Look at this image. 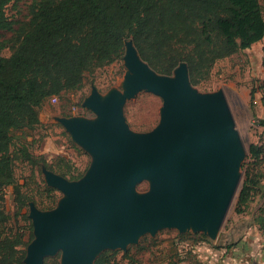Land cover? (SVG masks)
Segmentation results:
<instances>
[{"label":"water","instance_id":"obj_1","mask_svg":"<svg viewBox=\"0 0 264 264\" xmlns=\"http://www.w3.org/2000/svg\"><path fill=\"white\" fill-rule=\"evenodd\" d=\"M124 64V92L92 87L83 101L95 119H57L94 161L75 182L42 169L48 186L64 197L54 210L29 203L33 240L24 264H43L59 250L61 264H94L100 250L123 248L162 227L202 230L216 245L243 156L223 95L196 93L185 63L170 76L155 73L131 40ZM141 91L162 99V115L155 129L135 135L121 106ZM142 181L148 192L137 194Z\"/></svg>","mask_w":264,"mask_h":264},{"label":"trees","instance_id":"obj_2","mask_svg":"<svg viewBox=\"0 0 264 264\" xmlns=\"http://www.w3.org/2000/svg\"><path fill=\"white\" fill-rule=\"evenodd\" d=\"M10 1L0 0V31L15 34L0 41V52L13 44L12 54L0 57V264H24L32 226L10 227L8 222L12 217L28 220L29 203L41 211L53 209L57 192L45 185L29 190L26 183L19 184L15 161L41 163L63 178L71 168L67 162L50 165L35 159L26 147L11 151V133L37 127L44 103L81 90L87 73L122 58L127 40L159 75L170 76L185 63L189 82L197 87L210 78L217 62L263 40L264 13L259 0H39L30 7L29 22L15 30L5 13ZM256 91L252 88L251 99ZM260 104L264 107V92ZM253 118L264 127V120ZM248 160L235 206L239 215L254 193L264 199V190L258 189L264 179V145H249ZM7 187H12L11 216L2 207ZM256 221L264 229V218ZM196 241L207 240L200 236ZM116 255L103 252L94 264H114ZM44 264H58V258L45 259Z\"/></svg>","mask_w":264,"mask_h":264},{"label":"rangeland","instance_id":"obj_3","mask_svg":"<svg viewBox=\"0 0 264 264\" xmlns=\"http://www.w3.org/2000/svg\"><path fill=\"white\" fill-rule=\"evenodd\" d=\"M38 1L11 0L6 4V16L15 23V30L19 25L29 22L30 7ZM259 1L264 13V0ZM14 36L13 32L0 31V41L11 39ZM12 47L13 44L3 49L0 52V57H9L12 54ZM124 56L125 49L120 60L87 73L81 90L65 93L55 101L49 99L44 103L39 110L40 124L37 127L33 130L22 129L11 133V151L26 147L33 158H42L50 165H54L56 162H67L71 170L64 179L69 182L76 181L69 179L71 175L84 177L94 161V156L87 148L74 141L70 133L57 122V119H95L96 115L90 109H85L82 106L92 87L100 94H106L112 89L124 92L120 85L127 73ZM252 88H257V91L251 99ZM193 90L201 95L213 93L223 95L234 130L243 148V156L237 174L239 183L219 228L216 245L202 230L191 229L181 232L173 227H162L153 235L143 233L134 242L126 244L123 248L100 250L96 257H99L103 252L112 251L117 252L114 264H229L227 259L231 260L232 257L227 255L225 247L236 244L242 236H246L247 239L252 238L253 240V252L247 261L249 264L257 262L261 252L259 244L263 235L256 228H251V213L262 204L263 199L259 196L260 193H254L245 213L241 215L235 213V206L244 179V168L249 161L248 146L251 144L264 145V127L258 125L253 118L255 115L258 119L264 120V107L260 104V97L264 92V39L248 50L239 51L234 56L217 62L212 69L210 78L199 86L193 87ZM162 107L163 102L159 96L141 91L133 98L125 100L121 106V115L128 130L135 135H141L150 132L159 125ZM42 169H44V165L41 163L31 166L19 158L14 165L15 178L21 185L26 183L29 190H36L38 185L40 188L44 185L51 188L45 180ZM260 170L264 173V167H261ZM52 173L60 176L57 173ZM260 188L264 190V179L258 186V189ZM148 189V182L142 181L136 185L135 192L146 194ZM56 192L57 199L53 210L57 208L58 203L64 197L60 191L56 190ZM11 193L12 187H7L3 191L4 201L2 202L4 211L10 216L14 211ZM42 199L46 201L45 196H42ZM29 205L28 220L12 217L8 222L10 227L19 224L20 227L27 229L31 225L33 229L32 220L29 218ZM200 236H204L207 241L197 242V237ZM214 246H219V248ZM53 258H58V264H61L62 252L59 250L46 259ZM231 261L234 264H246L243 260H241L242 262Z\"/></svg>","mask_w":264,"mask_h":264},{"label":"crops","instance_id":"obj_4","mask_svg":"<svg viewBox=\"0 0 264 264\" xmlns=\"http://www.w3.org/2000/svg\"><path fill=\"white\" fill-rule=\"evenodd\" d=\"M263 203H264V199L262 201V204L251 213V216H252V218H251L252 219L251 220L252 221V223H251L252 227L251 228H256V230L261 232V235H263V237L261 236L262 241L259 244L261 252H260V255L258 256V259L257 260L255 259L257 262L254 264H264V229H261L259 224L256 221V217H258V216H261L264 218V208H263V211L259 210L261 207H263L262 206ZM239 240L240 241H238L236 244L234 243L229 248H225L227 251V255H230L232 257L231 260H235L237 262H242L241 260H243L244 263L249 264V261H247V259L251 256V254L253 252L252 251L253 240H252V238L247 239L246 236H242L241 239H239ZM227 260H229V264H231V263L234 264V262L231 261L230 259H227Z\"/></svg>","mask_w":264,"mask_h":264},{"label":"bare ground","instance_id":"obj_5","mask_svg":"<svg viewBox=\"0 0 264 264\" xmlns=\"http://www.w3.org/2000/svg\"><path fill=\"white\" fill-rule=\"evenodd\" d=\"M127 83L123 80L122 82H121V85L122 86H125Z\"/></svg>","mask_w":264,"mask_h":264},{"label":"built area","instance_id":"obj_6","mask_svg":"<svg viewBox=\"0 0 264 264\" xmlns=\"http://www.w3.org/2000/svg\"><path fill=\"white\" fill-rule=\"evenodd\" d=\"M56 99H53V101H55Z\"/></svg>","mask_w":264,"mask_h":264}]
</instances>
